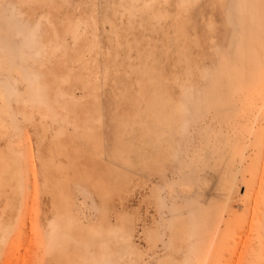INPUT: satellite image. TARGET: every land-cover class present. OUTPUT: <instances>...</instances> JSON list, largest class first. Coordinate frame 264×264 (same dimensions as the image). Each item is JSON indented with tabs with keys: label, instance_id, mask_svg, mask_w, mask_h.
Instances as JSON below:
<instances>
[{
	"label": "rangeland",
	"instance_id": "rangeland-1",
	"mask_svg": "<svg viewBox=\"0 0 264 264\" xmlns=\"http://www.w3.org/2000/svg\"><path fill=\"white\" fill-rule=\"evenodd\" d=\"M163 97L177 158L145 170L141 120ZM0 152L18 170L0 183V264H106L100 224L134 248L105 232L110 264H158L177 207L219 223L207 264H263L264 0H0Z\"/></svg>",
	"mask_w": 264,
	"mask_h": 264
},
{
	"label": "bare ground",
	"instance_id": "bare-ground-1",
	"mask_svg": "<svg viewBox=\"0 0 264 264\" xmlns=\"http://www.w3.org/2000/svg\"><path fill=\"white\" fill-rule=\"evenodd\" d=\"M236 33L238 34V32H236ZM3 43H4L3 44L4 46H9L10 47V49L14 52L15 60L17 59V61H19L18 59H20L21 57H17L16 56L17 52L19 53V50L15 49V47L11 43H9L7 40H4ZM233 45H234V42H233ZM234 49H235V47H234ZM18 55L20 56V54H18ZM10 88H12V87H10ZM8 89L9 88L6 89V92L8 91ZM10 90L11 89H9V91ZM11 91H13V88H12ZM8 92H7V94H8ZM11 93L9 92L10 95H12ZM10 95H8V97H10ZM174 112L175 111H174L171 99L163 97L160 100V102L156 103L151 108L150 111H148L147 113H145L142 116V120H141V123H142L141 125L142 126L140 125L141 126L140 127L141 134H139V135H141V140L140 141H142V142H140L142 144V146H141L142 150L140 149L141 150L140 158L142 159L143 169L146 170V169H151L153 167H159V166L162 165L163 162H166L167 160L172 161V162L176 160L177 153H176L175 136L177 134V124L175 122ZM137 143H139V141H137ZM136 145H139V144H136ZM1 156H4V158H6V159L3 160V158ZM5 156H7V157H5ZM9 156H11V155H8V154L7 155L6 154L0 155L1 159L3 160V161H0V163H2V164L5 163V165H3V167L0 164V166H1L0 171L2 170V168H4L3 171L6 170L7 173H8V174H6V173L3 174L4 177H0V183L2 181V178H4L6 180V182H5V180L3 179L4 181H2L1 186H4V183L7 184L6 186L11 185L9 182L12 180L13 177H10V176L16 177L15 175L17 174V172H16V174L12 173L13 170L14 171L17 170V169L15 170V168H16L15 167L16 165L14 166L15 162H12V160H15V159L14 158H10L11 159V163H13V164L9 165L8 164V163H10L9 162ZM7 158H8V161H7ZM138 166H139V164H138ZM194 169H193L194 172L192 171V173H195L197 175V177L199 178L198 171L196 169L195 170ZM194 175H192V176L195 179L191 180L192 182H195L196 180L197 181L200 180V178L198 179L196 177V175L195 176ZM8 178L9 179L11 178V179L9 180ZM16 178H14V180H13L15 183L12 182V184L14 183L15 186L18 185V183L16 184V181H15ZM199 182H197V183H199ZM14 185H12V186H14ZM215 188H214V190H216ZM229 197L230 196H227L226 194H224V196H223L224 203H222V204L227 205ZM210 199H212V198H210ZM215 206L213 208H215ZM177 208L179 209V207H177ZM178 209H177V211L174 210V213H173L174 222H173V224L172 223L170 224V227H172V229H173L172 230L173 235L170 238L169 252L165 253L159 259V263L158 264H195L194 262H192L191 258L189 257L193 253H196L197 256H198V259H199L198 260V264H207L208 252L210 250V246L207 245V241H208L207 231L209 232V229L215 226L213 228V231H214V234H215L216 230L218 231L217 228L219 227V223H218V225H216V224L214 225L213 224L212 220H213L214 214H212L211 216H209V219H208L209 223H208V226H206L205 224L207 222H204V220H205L204 217H200V218L195 217V213L191 210V211H189L191 218L187 219V218L182 217L179 214L180 212L178 211ZM206 210H208V208L206 207V204L202 203L201 207L199 208V212H203V211H206ZM197 220L201 221V222H199V224H201L200 226H198V221ZM68 222L75 229H76V227L79 226L78 221L74 217H69L68 218ZM112 227L110 225H108L107 228H104V226H102V224H100L98 227H93L92 226L90 228V230L92 231L94 236H96L98 238V240L100 241L99 242V246L102 249L100 255H101V258H103V260H104V262L106 264H108V263L110 264L111 256H110V252L108 251V248H109L110 245L108 246L105 232L107 234L109 233V234H112V235L113 234H117V232H118V234L120 233L122 241H126L129 250L130 251H134V248L132 247L133 245H132L131 239H130V233L125 230L126 227L122 226V227H119V229H116L114 227L112 228ZM3 228H5V230H7V231H9L8 229H10V227L8 225H4V224H3ZM90 230L88 229V232ZM175 237H186L189 240L188 244H189V247H190V251H191L190 254L191 255H186V257H184L182 259L176 258L177 257L176 256L177 251H176V249L174 247V245H175L174 244ZM72 239H76V236H73V234L72 235L69 234L67 231H63L61 233L60 244L64 247ZM82 243H84V245L86 247L88 246L87 243H85V242H82ZM203 245L206 246L205 250H202L203 249V247H202ZM110 250H112V249L110 248ZM88 251H87V253L85 255H88V254L90 255V257L92 259L90 264H97L98 259H97L96 255L91 253V252H88ZM122 254H124V253H122ZM125 254H126V252H125ZM123 256L121 255V257H123ZM127 262H126V264H127Z\"/></svg>",
	"mask_w": 264,
	"mask_h": 264
}]
</instances>
